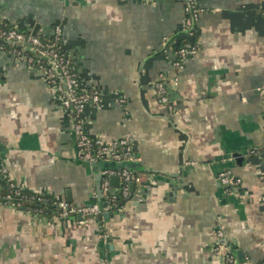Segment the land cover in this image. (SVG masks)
Segmentation results:
<instances>
[{"label":"crops","instance_id":"0c3cea01","mask_svg":"<svg viewBox=\"0 0 264 264\" xmlns=\"http://www.w3.org/2000/svg\"><path fill=\"white\" fill-rule=\"evenodd\" d=\"M194 2L198 49L177 71L184 0H0V18L23 31L49 39L61 26L80 85L101 92L87 133L130 137L141 176L107 218L0 203V264H215L218 228L236 257L264 261V0ZM161 74L171 108L154 89ZM72 129L44 71L1 51L0 170L25 190L91 202L97 173ZM224 169L238 186L219 183Z\"/></svg>","mask_w":264,"mask_h":264},{"label":"built area","instance_id":"2783aa9c","mask_svg":"<svg viewBox=\"0 0 264 264\" xmlns=\"http://www.w3.org/2000/svg\"><path fill=\"white\" fill-rule=\"evenodd\" d=\"M184 2L185 18L179 34L182 39L173 45L172 66L177 71L183 67L184 59L198 49L195 40V24L201 8L194 0H184ZM61 45L59 24L54 26L53 34L49 39H42L37 34L32 35L30 30L23 31L19 26L8 24L0 18V52L9 47L16 60L44 71L48 86L54 91L58 104L71 120L78 159L90 166L98 162H112L120 164V167H105L100 171L99 193L97 190L93 191L92 200L87 204H73L42 191L25 190L8 176L5 168H2L0 170V203L10 204L35 214L54 215L58 219L81 215V219H78L81 222L84 217L97 216L105 212H121L125 202L131 198L129 183L141 182V176L138 172L123 166L124 163L136 160L133 141L130 137L106 140L87 133L83 113L87 107L100 104L101 92L93 86L83 88L80 85L71 57ZM176 80L177 77L174 76L173 84ZM168 81L161 74L153 85L158 101L171 108L168 87H166ZM114 175L118 177V185L111 191L109 179ZM217 179L226 187L238 186L241 181L230 169L220 171ZM47 206L53 208L51 213L47 212ZM101 236L105 237V233H101ZM210 251L216 258L215 264H249L237 259L221 228L216 230V241L211 245ZM259 264H264V261Z\"/></svg>","mask_w":264,"mask_h":264},{"label":"water","instance_id":"95a60500","mask_svg":"<svg viewBox=\"0 0 264 264\" xmlns=\"http://www.w3.org/2000/svg\"><path fill=\"white\" fill-rule=\"evenodd\" d=\"M37 34V26L34 27V29L32 30V35H36ZM73 131V129H72ZM73 139H74V131H73ZM75 144V143H74ZM75 151H76V148H75ZM233 157L235 158V161L236 162H239L240 159H242L241 157V154L240 153H235L233 154ZM241 157V158H240ZM136 161V160H135ZM135 161H132V162H128V163H124L123 166L133 170V171H136V169L138 168L137 167V163ZM88 166L93 169L94 172L97 173V176H96V181H97V185H96V190L97 192L99 193V185H100V180H101V174H100V171L105 168V167H120V164H115V163H112V162H98V163H94L92 164V166H90L88 164ZM110 185H111V191H113V189L115 187H117L118 185V177L116 175L114 176H111L110 177ZM134 186H135V183L134 181H131L129 183V189H130V192L131 194L133 193L134 191ZM68 200H70V197L68 198ZM120 203H122V199H120ZM108 216V213H102V214H99L97 215L98 218H101V217H104V218H107ZM77 218L78 219H81V215H77ZM237 257L239 259V261H243L242 259V255L240 252H237Z\"/></svg>","mask_w":264,"mask_h":264},{"label":"trees","instance_id":"16d2710c","mask_svg":"<svg viewBox=\"0 0 264 264\" xmlns=\"http://www.w3.org/2000/svg\"><path fill=\"white\" fill-rule=\"evenodd\" d=\"M181 36L179 35L177 38H176V40H175V42H177V43H179L180 41H181ZM119 201V200H118ZM47 212H49V213H51V211H52V207L51 206H47Z\"/></svg>","mask_w":264,"mask_h":264}]
</instances>
